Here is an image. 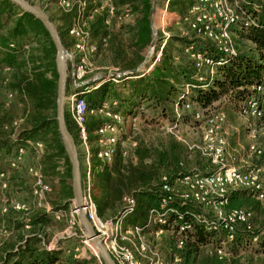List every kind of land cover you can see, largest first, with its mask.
Instances as JSON below:
<instances>
[{
    "label": "trees",
    "instance_id": "1",
    "mask_svg": "<svg viewBox=\"0 0 264 264\" xmlns=\"http://www.w3.org/2000/svg\"><path fill=\"white\" fill-rule=\"evenodd\" d=\"M41 1L51 22L57 21L65 49L75 43L68 32L80 14L87 24L91 42L97 47L90 62L98 59L118 72H130L145 63L144 52L154 40L151 30L154 0H110L103 8L104 0ZM81 1L86 2L83 10L79 8ZM194 1L168 0L166 3L168 11L177 13L183 20ZM60 2L68 3L69 7L59 6V12L50 11L51 4ZM239 7L241 19L232 28L234 56L218 53L209 41L196 39L187 26L188 36L171 34L160 51L159 45L156 47L155 54L160 55L156 62L155 58L152 60L151 70L119 79L116 84L104 82L85 96L87 107L115 103L113 113L157 126L159 119L179 124L186 120V113L193 118V112L200 109L208 115L207 110L223 100L237 107L243 105L251 97V87L264 82V0H240ZM109 8L113 9L112 16ZM167 30L172 32L171 28ZM190 44L214 62L222 61L214 67L213 74L209 68H196L186 53ZM55 54L48 33L38 20L10 1L0 0V189L3 185V189L8 185L10 188L8 170L12 171V177L18 174L19 151L34 153L37 150L41 152L40 172L44 178L59 180L62 190L58 193L57 205L66 209L73 199L72 179L56 122ZM181 95L184 99L179 102ZM186 104L192 107L196 104L199 109L186 110ZM176 112L180 114L178 120ZM65 120L77 147L82 172L86 166L84 153L79 148L78 128L66 115ZM105 121L101 116L87 115L85 123L92 171L89 194L102 220L120 217L123 199L128 196L134 199L135 207L123 219L122 231L139 227L143 235L149 236L161 231L165 258L172 262L179 259L174 264H234L242 254L254 255L259 251L264 254V229L257 228L252 217L249 226L237 224L233 239L226 241L222 231H209L194 220L193 216L199 214L212 219L214 213L207 207L190 202L181 205L175 200L161 208L162 177H167V183L172 185L181 176L209 175L214 171L199 153L187 150L172 135L152 141L137 136L134 138L136 147L129 157L124 159L118 148L111 163L104 164L97 157L100 147L95 131ZM82 186L85 190L84 172ZM255 201L251 192L238 190L229 194L224 211L242 209L251 213L257 205ZM10 202L9 198L0 199V228L10 231L7 238L0 237V264H95L93 257L75 260L62 251L49 250L44 236L48 215L37 214L21 221L18 218L21 212L14 211ZM151 212L166 213V223L150 224V229L146 230ZM182 226L187 229L178 235ZM179 239L183 241L178 248ZM220 242L224 243L227 253L223 259L216 255Z\"/></svg>",
    "mask_w": 264,
    "mask_h": 264
},
{
    "label": "built area",
    "instance_id": "2",
    "mask_svg": "<svg viewBox=\"0 0 264 264\" xmlns=\"http://www.w3.org/2000/svg\"><path fill=\"white\" fill-rule=\"evenodd\" d=\"M106 2L109 5L110 0H106ZM199 2L201 3V6L199 5L200 8H196L195 6L198 4H194L189 11L194 13L197 11V13L194 14L193 21L188 25L189 31L194 34L196 39L199 38L212 43L218 53L227 55L228 57L234 56L235 47L233 44L234 34L232 28L236 26L241 19L239 14L240 0H216L212 2V4H210L211 2L209 4H203V2H207V0H199ZM59 4L65 8L69 7V4L66 2H60ZM207 5L211 8L213 7L212 14L202 9ZM85 7V1L79 2V8L81 10ZM109 13L110 16H112V8H109ZM245 26H247V24H245ZM68 35L75 40L74 45L67 50V57L69 58L71 68V88L77 90L66 97V104L69 107L70 118L78 128L79 139L84 148L86 163V169L84 171L86 189L84 190L85 195L83 198L82 211L89 221L96 238L102 242L104 248L116 264H142L141 258L147 260L148 264H174L179 261L178 258H175L173 262L167 259L165 260L157 256V253H153L150 247L144 244L145 241L144 243L142 242L144 235L142 234L141 228L133 227L122 231L123 219L130 215L135 207L133 198L126 196L123 199L124 209L118 218L102 220L97 214L96 207L89 194V183L92 171L89 164L90 152L85 127L86 117L87 115H93L101 116L106 119L95 131V136L98 137L97 145L100 147L97 157L104 164L111 163L113 155L119 147L121 137L120 126L125 122V118L112 112V108L116 105L115 103H102L95 108L87 107L85 101V96L87 94L98 89L105 81L118 83V80L115 78H107L101 81L94 79L84 83L83 81L87 78V73H89L88 68H90L91 64L90 58L95 55L97 47L91 42L87 24L82 20L80 14L73 27L69 30ZM183 36H188V33H185ZM186 53L189 58L194 61L196 68H209L211 74L214 73V67L216 65L222 64V61L216 63L210 57L198 52L194 44H190L187 47ZM251 91V97L242 105L240 113L243 116H248L253 119L264 120V82L253 85ZM185 92H187V88ZM183 99L184 95L178 98L179 102ZM185 109L190 111L192 110V106L186 104ZM179 117L180 115L176 112V118L178 119ZM193 119L201 123L204 127L200 142L189 145L180 138H178V141L183 142L187 150L199 153L213 167L214 171L209 175L192 173L181 176L172 185L167 183V177H162L161 191L163 197L160 201V206L161 208H165L169 202L177 200L181 205L190 202L201 207L211 208L214 213L212 219L209 220L205 215L199 214L193 216L194 220L204 224L209 231H222L226 236V241H231L237 224L243 223L249 226L251 213L242 209L226 212L224 208L229 203V194L238 190H247L251 192L257 201H262L264 199V187L261 183V178H263L264 174V147L258 144L259 132L256 131L255 134L251 136L253 141L248 146V151L255 158L260 159L261 165L251 169L240 170L229 163L226 155L227 142L221 135L226 116L221 112L204 115V113L197 110L193 112ZM135 120L136 119H133V121ZM169 128L168 131L172 134L176 126H170ZM176 132L175 130V133ZM175 133L174 135L172 134V136L175 137ZM38 147L40 146L38 145ZM135 147V141H129L127 147H120L123 158L129 157ZM23 153V150L19 151L16 159L17 162L21 160ZM14 166L15 164H12V167ZM29 173L34 178L32 195L36 200L37 207H42L44 198L50 191L49 186L44 182L39 171L30 169ZM2 187L5 188V185ZM10 207L14 211L21 212L25 215H27L29 211L25 204L16 202H10ZM150 215L146 230L150 229V224L159 223L163 225L166 223V213L160 215L157 212H151ZM70 216L74 218L76 226L81 227L77 218L78 209L74 203L70 211ZM186 229L187 226L180 227L178 235L182 234ZM161 234V231L152 233L155 238H158ZM85 240L84 244L88 248H91L89 245L90 241L87 239ZM121 241L137 242L143 256L139 255L140 258H138L135 256L134 252L119 246L118 244ZM182 241V239H179L177 242L178 248L182 246ZM224 246V243L220 242V247L216 250L218 259H223L227 256ZM49 250L53 249L50 248ZM92 251L95 253L94 249H92ZM147 254L150 256L147 257ZM94 255L98 259L96 253ZM98 261L99 264H102L100 259H98Z\"/></svg>",
    "mask_w": 264,
    "mask_h": 264
},
{
    "label": "rangeland",
    "instance_id": "3",
    "mask_svg": "<svg viewBox=\"0 0 264 264\" xmlns=\"http://www.w3.org/2000/svg\"><path fill=\"white\" fill-rule=\"evenodd\" d=\"M35 6H38L43 9L44 4L41 0H25ZM168 0H156L155 5V13L152 14L151 24L153 26V38L155 40V46L151 48L150 46L144 52L145 57V72H148L153 68V64L150 65L152 60L155 58V62L158 60L160 53L155 54L156 47L159 45V51L163 47V42L168 40L171 34L175 35H184L187 32V26L190 22L193 21L194 14L197 11L189 12L188 16L181 19V16L177 13H172L168 11L167 2ZM216 0H207V2H203V4H212ZM194 4H198L195 7L200 8L201 3L199 0H195ZM193 4V6H194ZM108 5L106 0L103 1L102 7ZM200 5V6H199ZM61 6L60 4H51L50 11L59 12L58 8ZM192 6V7H193ZM213 8V7H212ZM212 8L207 5L203 10H206L208 13L212 14ZM48 11V12H50ZM48 16V14H47ZM49 17V16H48ZM56 27H58L57 21L52 22ZM172 29V32L167 29ZM190 32V31H189ZM161 39V40H160ZM248 45V43H244ZM69 50V49H66ZM68 52V51H67ZM100 60V59H99ZM103 62V61H102ZM68 63V78H67V89H66V97L69 94L74 92L71 88L70 84V73L71 68L69 64V58L67 57ZM90 68H88L89 73H87V78L83 81L90 82L94 79H99L103 74H119L123 72H118L112 65L102 64L98 61V59L94 58L93 63L90 62ZM96 63V64H95ZM125 73V72H124ZM112 79V78H109ZM102 80V79H101ZM100 79L98 81H101ZM117 80V79H116ZM107 82V81H105ZM112 84H116L113 81H108ZM86 100V97H85ZM241 106H236L233 102L229 100H223L220 103L215 104L210 110H207L208 113H217L221 112L226 116L225 124L222 127V136L226 139L227 147H226V155L228 157L229 163L233 164L235 167L240 170L251 169L253 167H259L261 165L260 159L255 158L248 151V146L251 144L253 139L251 136L255 134L256 131L259 132L258 144L264 147V122H261L257 119L250 118L248 116H243L241 111ZM199 109L195 104L192 109ZM202 113H206L204 110H198ZM186 120L180 122L179 124H174L176 126V133L173 130L172 134L175 133V140L178 141V138L183 140L185 143L189 145L197 144L200 142L204 127L201 123L196 122L191 114L186 113ZM66 117L68 120H71L69 114V107L66 104ZM180 115V114H179ZM180 118V117H179ZM178 118V119H179ZM177 119V118H176ZM177 119V120H178ZM72 121V120H71ZM171 121L168 120H157L155 125L144 123L137 118L135 121L126 119L125 122L120 126L121 137L119 142V147H127L129 141H135V137H143L145 140H158V139H166L167 135H172L168 131L170 126H174L171 124ZM169 132V133H168ZM177 137V138H176ZM180 142V141H178ZM184 145L183 142H180ZM37 148L40 149V147ZM80 151L84 153V148L80 144ZM41 152L34 150V153H28V151H24L23 156L21 157L20 166L18 174L14 177L12 171H7V178L10 180V188L8 185L7 189H0V199L4 201V199L9 198L11 202H16L20 204H25L29 211L28 215H24L21 213L18 218L21 221L26 220L32 216L37 214H47L49 219L48 223L45 226L44 236L48 241L47 247L53 250H59L64 252L70 258L75 260H80L83 258H91L95 259V264H99L98 259L94 255L95 253L92 251V245L89 243L91 248H88L84 242L85 240V232L82 227L76 226L74 222V218L70 216V211L73 206V199L70 202L69 208L61 209L57 203H59L58 193L62 190L59 180H51L50 178H44L40 172L39 168V158ZM195 159L193 160V162ZM83 162L85 163V153ZM245 162L251 164V166L244 168ZM2 163L6 162L3 160ZM90 164V163H89ZM86 168V167H85ZM206 168V167H204ZM35 169L39 171L41 176L43 177L44 182L49 186V193L45 196L44 201L42 203V207H37L36 200L32 195V188L34 186V178L30 175L29 170ZM208 169V168H207ZM205 169V172H208ZM12 174V175H11ZM262 186L264 187V174L263 178H261ZM60 187V188H59ZM257 203L255 210H251V217L254 219V225L257 228L264 229V199L262 201H255ZM58 206V207H57ZM212 210L211 208H208ZM213 212V210H212ZM24 219V220H23ZM129 229V228H128ZM10 234V231L5 228H0V237L7 238ZM162 234L155 238L154 235H144L143 243L148 245L153 253H157V256L165 259V245L164 242L161 241ZM119 246L124 247L132 252H134L135 256L140 258L139 255L143 256V253L139 247L137 242L130 241H121ZM251 255V254H250ZM242 254L234 264H264V254L254 253V255ZM150 255L147 254V257ZM142 259V264H148L147 260ZM168 260V259H167Z\"/></svg>",
    "mask_w": 264,
    "mask_h": 264
},
{
    "label": "water",
    "instance_id": "4",
    "mask_svg": "<svg viewBox=\"0 0 264 264\" xmlns=\"http://www.w3.org/2000/svg\"><path fill=\"white\" fill-rule=\"evenodd\" d=\"M12 4L16 5L25 13L31 15L34 19L38 20L44 29L47 31L54 47H55V66L58 75L57 81V98H56V122L57 129L62 140L63 146L66 151L70 166H71V179H72V195L73 201L78 209V221L80 226L85 232V239L90 241L92 248L96 255L100 259L102 264H116L111 258L110 254L104 248L102 242L96 238V235L87 220L85 214L82 211L83 198L85 195L82 186V172L80 162L78 158L77 147L71 134L69 133L65 120L66 113V89H67V78H68V63H67V50L63 47L57 27L51 22L45 11L25 0H8ZM156 0L153 3L152 14L155 13ZM152 22V21H151ZM151 30L153 33V26L151 24ZM155 46V40L150 44V47ZM145 72V64L139 66L137 69L130 72H123L119 74H103L100 80L107 78L125 79L130 75H138ZM98 79V80H99ZM74 91L77 89L73 88Z\"/></svg>",
    "mask_w": 264,
    "mask_h": 264
},
{
    "label": "crops",
    "instance_id": "5",
    "mask_svg": "<svg viewBox=\"0 0 264 264\" xmlns=\"http://www.w3.org/2000/svg\"><path fill=\"white\" fill-rule=\"evenodd\" d=\"M83 159H84V155H83ZM244 164H245L244 168L251 166V164H249L247 162H245ZM84 171H85V169L82 170V172H84ZM83 259H89V258L87 257V258H83Z\"/></svg>",
    "mask_w": 264,
    "mask_h": 264
}]
</instances>
